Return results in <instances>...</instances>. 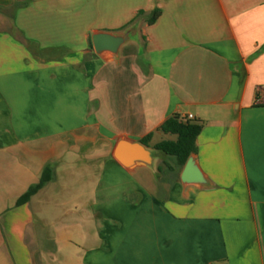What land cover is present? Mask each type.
I'll list each match as a JSON object with an SVG mask.
<instances>
[{
    "label": "crops",
    "instance_id": "obj_1",
    "mask_svg": "<svg viewBox=\"0 0 264 264\" xmlns=\"http://www.w3.org/2000/svg\"><path fill=\"white\" fill-rule=\"evenodd\" d=\"M189 115L203 184L153 149ZM0 264H264V0H0Z\"/></svg>",
    "mask_w": 264,
    "mask_h": 264
},
{
    "label": "trees",
    "instance_id": "obj_2",
    "mask_svg": "<svg viewBox=\"0 0 264 264\" xmlns=\"http://www.w3.org/2000/svg\"><path fill=\"white\" fill-rule=\"evenodd\" d=\"M144 12L140 11L137 15H143ZM160 11L155 9L147 14L146 23L153 24L159 17ZM89 49L92 48L91 40L88 41ZM90 56L97 57L96 54L91 53ZM202 126L199 122L191 121L188 119H180L177 116L170 117L158 128V131L163 134L172 135L174 140H163L154 146V150L160 151L166 156L173 157L177 164L181 167L185 164L188 157L196 153L195 140L199 134ZM151 135L140 140V143L147 147V142L150 140ZM51 177V169L45 167L40 180L37 184L30 187L18 200V203L27 202L30 197L36 194Z\"/></svg>",
    "mask_w": 264,
    "mask_h": 264
},
{
    "label": "water",
    "instance_id": "obj_3",
    "mask_svg": "<svg viewBox=\"0 0 264 264\" xmlns=\"http://www.w3.org/2000/svg\"><path fill=\"white\" fill-rule=\"evenodd\" d=\"M130 32L123 35L98 32L91 35V45L94 54L100 56L104 52L116 55L120 47L128 40ZM155 152L147 149L140 142L122 138L113 150V158L122 166L131 168L134 166L153 165ZM182 184H203L204 179L192 156L188 157L180 173Z\"/></svg>",
    "mask_w": 264,
    "mask_h": 264
},
{
    "label": "rangeland",
    "instance_id": "obj_4",
    "mask_svg": "<svg viewBox=\"0 0 264 264\" xmlns=\"http://www.w3.org/2000/svg\"><path fill=\"white\" fill-rule=\"evenodd\" d=\"M168 139H170V137H165V136H163L162 137V139L161 140H168ZM157 140H159V139H157ZM157 152V151H156ZM162 168H160V170H161V173L158 175V177H162L164 174H166V169H165V167L164 166H161Z\"/></svg>",
    "mask_w": 264,
    "mask_h": 264
},
{
    "label": "built area",
    "instance_id": "obj_5",
    "mask_svg": "<svg viewBox=\"0 0 264 264\" xmlns=\"http://www.w3.org/2000/svg\"><path fill=\"white\" fill-rule=\"evenodd\" d=\"M191 118H192V116H190V115L187 117V119H191Z\"/></svg>",
    "mask_w": 264,
    "mask_h": 264
}]
</instances>
